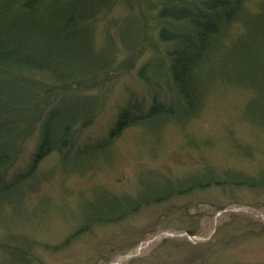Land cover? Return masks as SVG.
<instances>
[{
  "label": "trees",
  "instance_id": "trees-1",
  "mask_svg": "<svg viewBox=\"0 0 264 264\" xmlns=\"http://www.w3.org/2000/svg\"><path fill=\"white\" fill-rule=\"evenodd\" d=\"M155 1L0 0V211L9 207L13 219L25 217V204L52 176L36 173L50 154L68 171L83 172L108 157L106 149L128 127L148 125L154 133L168 122L185 127L218 87L249 92L245 116L264 128V0ZM118 2L129 15L109 22L98 44L96 27ZM146 47L152 56L137 74L148 97L129 90L104 139L78 144L106 105V95L82 93L101 91ZM122 53L127 57L119 60ZM35 136L28 162L15 169ZM138 180L134 197L101 187L82 196L72 239L196 191L264 193V172L254 177L212 168L171 179L155 170ZM19 244L1 241L3 264H33Z\"/></svg>",
  "mask_w": 264,
  "mask_h": 264
},
{
  "label": "rangeland",
  "instance_id": "rangeland-1",
  "mask_svg": "<svg viewBox=\"0 0 264 264\" xmlns=\"http://www.w3.org/2000/svg\"><path fill=\"white\" fill-rule=\"evenodd\" d=\"M249 4L255 8L256 3ZM127 15L118 2L104 22L98 23L97 43L102 42L109 22H121ZM151 56L152 51L143 48L132 56L130 70L113 74L112 83L105 81L101 91L82 93L106 95V105L78 144L94 146L104 139L129 90L141 99L148 97L137 72ZM126 57L122 53L118 58ZM210 96L185 127L168 122L156 133L148 125L128 127L108 146V157H101L83 172L63 168L56 154L47 156L36 173L46 176L52 172V176L25 204V217L13 219L9 207L0 211V243L6 238L20 243L33 264H264L262 191H196L145 207L119 223L96 226L74 240L71 236L80 226L79 201L95 188L134 197L140 175L155 170L171 179L212 168L254 177L264 172V128L245 116L251 94L224 86ZM145 104L148 107L149 102ZM35 140L36 136L28 142L15 169L24 168ZM2 258L0 252V264Z\"/></svg>",
  "mask_w": 264,
  "mask_h": 264
}]
</instances>
